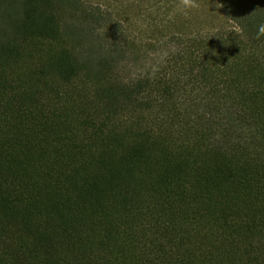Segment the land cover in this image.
I'll use <instances>...</instances> for the list:
<instances>
[{"label": "trees", "instance_id": "1", "mask_svg": "<svg viewBox=\"0 0 264 264\" xmlns=\"http://www.w3.org/2000/svg\"><path fill=\"white\" fill-rule=\"evenodd\" d=\"M213 1L0 0V264H264V0Z\"/></svg>", "mask_w": 264, "mask_h": 264}, {"label": "rangeland", "instance_id": "2", "mask_svg": "<svg viewBox=\"0 0 264 264\" xmlns=\"http://www.w3.org/2000/svg\"><path fill=\"white\" fill-rule=\"evenodd\" d=\"M87 1L92 4H100V5H104L107 7H114L115 10L120 11V12H125L126 14L130 15L131 18H133L134 20L135 18L134 11L130 7L137 5L140 0H87ZM208 1L211 2V0H208ZM211 3L214 4V1L212 0ZM217 10H218L217 7H215V11ZM221 17L222 15L219 13V18ZM219 23L224 24L225 22L219 21Z\"/></svg>", "mask_w": 264, "mask_h": 264}, {"label": "clouds", "instance_id": "3", "mask_svg": "<svg viewBox=\"0 0 264 264\" xmlns=\"http://www.w3.org/2000/svg\"><path fill=\"white\" fill-rule=\"evenodd\" d=\"M183 3L186 7L189 8H195L198 7V5L196 4L195 0H183ZM260 35H264V25H261L258 31V37Z\"/></svg>", "mask_w": 264, "mask_h": 264}]
</instances>
